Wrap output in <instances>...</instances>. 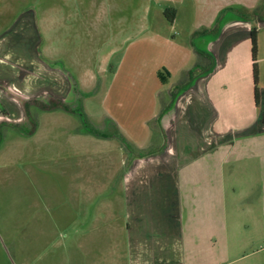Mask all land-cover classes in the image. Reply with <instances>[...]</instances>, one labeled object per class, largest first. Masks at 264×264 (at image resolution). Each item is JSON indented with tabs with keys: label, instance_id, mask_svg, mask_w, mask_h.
<instances>
[{
	"label": "rangeland",
	"instance_id": "obj_1",
	"mask_svg": "<svg viewBox=\"0 0 264 264\" xmlns=\"http://www.w3.org/2000/svg\"><path fill=\"white\" fill-rule=\"evenodd\" d=\"M263 2L258 0L256 7ZM45 7L44 0H0V55L2 60H10L18 68H15V81L7 74H0V108L10 112L8 115L1 112L4 118L0 119V264H204L200 257L189 255V245L185 258V244L178 227L176 234L166 235L165 223L151 220L155 208L167 203L170 196L173 176L169 172L174 167L173 158H169L170 155L161 157L160 152L168 148H151L153 137L158 132H151L148 146L137 148L135 143L121 136L118 128L106 117L102 101L108 80L116 68L99 73L98 91L81 95L79 100L64 99L66 106L73 111L59 107L41 108L46 103H52L44 93L17 100L9 94V91L64 92L62 77L56 70H44L29 63L32 62L29 55L32 45L44 52V29L47 30L44 26ZM248 11H239V18L231 17L240 20L234 26V33L228 35L225 32L220 40L221 34L215 35L216 29H211L204 38L220 40L221 46L230 42L240 44L246 40L244 43L251 49L250 29L256 28L259 102L255 104L258 118H262L264 13L259 15L260 20H256L253 15L248 16ZM158 12L154 8V14ZM227 13L224 11L225 17H218V24L224 25L229 20ZM34 22L40 27L41 34H35V30L30 29V23L33 27ZM246 22L250 23L248 32ZM200 40L194 37V44L199 46ZM8 42L12 48L6 49L4 44ZM249 54L251 62L250 51ZM214 58L217 61L216 55ZM49 64L56 69L58 62L55 59ZM138 68L146 83L153 79L149 65ZM198 69H194V74ZM80 71L83 75L84 69L77 68L75 72L81 75ZM181 75L174 79L175 83ZM145 90L149 92L150 87H145ZM163 95L164 92L161 97ZM145 96L148 97L147 93L133 95L128 100L135 104L136 99ZM128 100H124L125 106H128ZM253 100L255 102L254 97ZM163 102L160 100V103ZM23 105L29 106L34 125L25 118L11 126V119L21 117L19 112L22 108L26 115ZM134 113L132 108L126 110L125 117L135 122L137 115ZM130 124L136 128L132 131L134 136L140 138L145 134L140 124ZM181 149L169 150L172 155ZM189 151L194 152V149ZM143 156L148 158L142 159ZM126 171L129 173L128 180L124 179ZM243 174L240 173L243 178L246 176V180L252 176ZM240 175L231 180V184L234 183L238 194L234 195V202L241 207L231 204L233 194L229 191L228 207L224 209L225 230L229 237L233 232L231 223L248 225L251 220H259L261 213L257 202L256 207H245L247 203H254L252 192L247 190L249 183L254 185L258 182L255 181L258 174L249 182ZM180 219L182 224L184 219ZM126 222L129 223L128 230L124 228ZM180 222L177 221V225ZM253 226L250 223L245 229L243 227L234 242L227 244L232 248L226 260L211 261V264H264L263 234L260 228ZM125 245L128 246L127 255L124 253ZM198 255L201 253L198 252Z\"/></svg>",
	"mask_w": 264,
	"mask_h": 264
},
{
	"label": "crops",
	"instance_id": "obj_2",
	"mask_svg": "<svg viewBox=\"0 0 264 264\" xmlns=\"http://www.w3.org/2000/svg\"><path fill=\"white\" fill-rule=\"evenodd\" d=\"M44 4L47 28L44 52L32 45L29 63L44 70H56L62 77L64 92L9 91V94L15 100L41 93L62 100H79L81 95L98 91L96 84L101 71L116 68L102 102L106 117L119 134L137 148H143L151 141V132H158L151 148L184 149L172 155L170 150L158 151L161 157L173 158L174 167L169 172L173 186L167 203L155 208L151 220L165 223L166 235L176 234L178 227L185 244V258L189 245V255L200 257L204 264L226 260L232 248L227 244L233 243L237 233L250 223L253 228H260L264 238V116L258 118L254 94L252 97L251 49L244 43L246 40L219 45L225 32L230 35L236 31L234 26L240 20L231 17L239 18V11L255 9L258 0H44ZM154 8L161 15H155ZM166 9H175L172 20L164 15ZM224 11L228 12L229 20L221 25L217 20L224 16ZM246 23L248 32L250 23ZM29 26L35 34H41L35 22L33 27L31 23ZM211 29H216L215 35L221 34L219 41L204 38ZM194 37L201 38L199 46L194 44ZM8 44H4L5 48H12ZM197 49L216 55L215 67L209 73L197 75L191 86L174 94L171 101L170 93L178 82L174 79L194 67ZM0 58V74L17 80L16 64L2 60L1 55ZM55 59L56 69L49 64ZM146 65L151 67L153 78L147 79L148 83L138 68ZM77 68L84 69L83 75L82 71L81 75L75 72ZM145 87H150V91ZM146 93L148 97L136 99L135 104L128 100ZM124 100H128V106ZM160 100H164L163 104ZM131 108L137 115L135 122L125 117L126 110ZM1 112L10 113L0 108V119L4 118ZM19 115L11 121L25 119L23 108ZM130 123L140 124L145 134L140 138L134 136L132 131L136 128ZM240 173L252 174L247 178L249 181L258 174V180L257 175L254 178L258 182L249 183L247 190L252 192L254 203L245 207H256L257 202L262 210L259 220H251L248 225L231 223L230 239L225 230L224 209L228 207L229 191L233 194L231 204L241 207L234 202V195L238 194L234 183L231 184ZM128 178L126 171L124 179ZM242 179L246 180V176ZM180 217L184 219L182 224ZM124 224L128 230L129 223ZM124 253L128 254L126 245Z\"/></svg>",
	"mask_w": 264,
	"mask_h": 264
},
{
	"label": "trees",
	"instance_id": "obj_3",
	"mask_svg": "<svg viewBox=\"0 0 264 264\" xmlns=\"http://www.w3.org/2000/svg\"><path fill=\"white\" fill-rule=\"evenodd\" d=\"M248 14V16L253 15L255 17L256 20H260L258 17L260 14L264 13V2L261 3L260 5H258V7H256L253 10H249L248 12H246ZM247 14H245L244 16H246ZM164 15L166 16V18H168L169 20H172L174 15H175V9H171L168 13V10L166 9L164 11ZM248 20V19H246ZM250 38H251V57H252V75H253V81H254V99H255V103L258 105V88L256 86V80H257V65H256V28L253 27L250 29ZM215 58L213 56V54L210 51H206V50H199L197 49L196 51V60H195V65L193 68L189 69L188 71L184 72L180 79L177 82V85L174 86L175 91L172 92L171 95V101L173 100V96L176 93H180V90H185L186 88H188L189 86H191V84L193 83V79L200 74H206L209 73L211 70H213V68L215 67ZM199 67V69H198ZM198 69L199 71L197 73L194 74V69ZM180 89V90H179ZM49 100L52 101V103H46L44 104V106H41V108L44 109H52V108H62L66 111H73V109H70L68 106H66V104L64 103V101L62 99H58L56 97H52V96H48ZM33 101V100H30ZM25 108V120H27L28 122H31L32 125H34V116H32L29 112V106L27 105H23ZM263 121H264V117H263ZM11 126L15 125L16 122L10 121ZM143 155V154H141Z\"/></svg>",
	"mask_w": 264,
	"mask_h": 264
}]
</instances>
